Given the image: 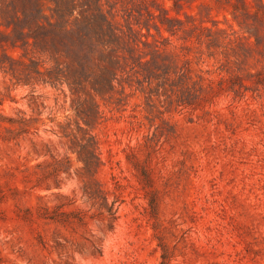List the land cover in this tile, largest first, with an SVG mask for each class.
Segmentation results:
<instances>
[{
    "label": "rangeland",
    "instance_id": "1",
    "mask_svg": "<svg viewBox=\"0 0 264 264\" xmlns=\"http://www.w3.org/2000/svg\"><path fill=\"white\" fill-rule=\"evenodd\" d=\"M76 5L161 58L79 97L37 81L24 64L55 63L2 27L0 264H264V0Z\"/></svg>",
    "mask_w": 264,
    "mask_h": 264
},
{
    "label": "trees",
    "instance_id": "2",
    "mask_svg": "<svg viewBox=\"0 0 264 264\" xmlns=\"http://www.w3.org/2000/svg\"><path fill=\"white\" fill-rule=\"evenodd\" d=\"M16 1L18 6L13 4L12 18L3 16L6 11L10 12V6L0 2V43L3 37L9 36L2 30L5 27L21 42L15 47H32L35 53L47 55L55 63L52 67L43 68L41 61L32 58L29 64H24L39 82L66 84L77 96L82 92L92 96L89 88L97 95H104L115 90L114 83L119 80V73L128 74L130 68L139 74L140 69L158 63L161 58L157 49L151 52V60L136 55L139 42L132 46L126 44L118 34V28L104 16L89 14V10L76 16V0H52L55 6L48 7L50 14L45 12L41 0ZM140 43L144 47L150 45L144 41ZM88 104V100L80 99L77 110L80 115L90 118L89 111L94 109V105L85 109ZM8 122L16 123L14 119ZM67 124L70 128V123ZM78 131L82 136L74 135V138L80 148L79 159L88 169L94 164L100 165V158L91 151L96 149L93 137L80 126Z\"/></svg>",
    "mask_w": 264,
    "mask_h": 264
}]
</instances>
